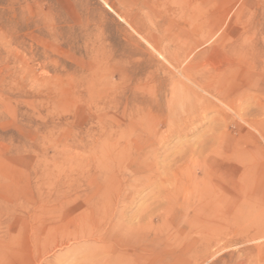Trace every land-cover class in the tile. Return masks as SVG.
I'll list each match as a JSON object with an SVG mask.
<instances>
[{"label": "rangeland", "instance_id": "374dc122", "mask_svg": "<svg viewBox=\"0 0 264 264\" xmlns=\"http://www.w3.org/2000/svg\"><path fill=\"white\" fill-rule=\"evenodd\" d=\"M0 264H264V0H0Z\"/></svg>", "mask_w": 264, "mask_h": 264}]
</instances>
